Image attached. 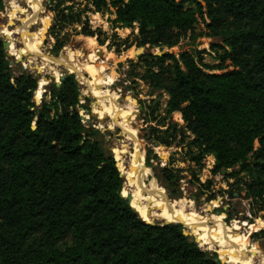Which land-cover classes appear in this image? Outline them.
Wrapping results in <instances>:
<instances>
[{"label": "trees", "instance_id": "16d2710c", "mask_svg": "<svg viewBox=\"0 0 264 264\" xmlns=\"http://www.w3.org/2000/svg\"><path fill=\"white\" fill-rule=\"evenodd\" d=\"M47 9L54 53L67 45L69 29L106 44L90 13L137 27L135 42L147 50L141 78L152 93L169 95V113L182 115L191 138L187 161L202 167L214 156L215 173L233 170L230 193L245 191L254 217L264 212V0H49ZM188 35L218 39L211 48L220 63L206 64L205 50L153 52ZM132 46L129 38L109 44L118 52ZM38 87L35 75H14L0 38V264H227L182 224L146 222L122 197V165L100 131L84 125L74 75L52 83L39 106ZM151 140L171 147L177 139Z\"/></svg>", "mask_w": 264, "mask_h": 264}, {"label": "rangeland", "instance_id": "374dc122", "mask_svg": "<svg viewBox=\"0 0 264 264\" xmlns=\"http://www.w3.org/2000/svg\"><path fill=\"white\" fill-rule=\"evenodd\" d=\"M48 3L49 0H3L0 10V38L3 42L8 40L6 53L14 75L27 72L39 80L35 103L39 106L44 99L49 100L45 93L52 83L60 85L63 77L74 75L82 93V106L79 107V112L83 123L87 128L91 127L90 122L97 128L102 127L98 130L101 134L100 140L108 153L115 157L120 151L119 156L117 155L121 157L118 160L119 169L121 170L122 165L124 171H129L128 175L123 172L125 180L123 189L126 186V193H123V189L122 193L133 203L142 219L153 224L165 222L182 224L184 230L192 233V239L196 236L199 238V240L196 238L198 242L195 241L203 251L217 253L227 264H231L235 254L231 244L226 243L227 237L221 235L220 229L214 233L199 230V224L185 217L186 211L197 213L198 218L204 221L208 229L222 223L229 229L237 227L243 236L241 241L244 242L245 237H249L248 260L254 261L258 258L256 264H264V235L260 232L264 229V212L254 217L250 212L252 205L251 201L246 199V192L236 191L237 196L230 193V183L235 180L228 178V174H223V170L214 172L217 164L214 156L206 158L202 167L191 165L187 161L186 154L191 138L182 115L176 112L169 113V95L164 91L152 93L149 84L141 78L145 69L139 57L147 53V50L140 53L141 48H138L135 42L137 27L132 29L126 25L115 24L114 16L109 13L105 15L90 13L93 30L99 32L101 40L108 39L106 44L102 46L97 37L75 35V30L69 29L67 45L59 53H54L56 38L50 34L54 14L48 11ZM14 6H17L16 9ZM203 30L200 27L196 33ZM88 38L94 39L95 43ZM128 38L129 44H133L129 50L123 51L124 47H121L118 52L114 47L109 48L111 41L121 43ZM34 39L36 48L32 47ZM217 43L219 41L215 38L203 36L193 39L188 35L172 49H165L163 52L154 49L153 52L160 55L168 52L179 57L182 51L205 50V63L216 66L220 61L218 53L211 46ZM15 50L21 52L16 58L13 56ZM33 50L45 57L35 56L31 52ZM67 51L70 53L66 57H60ZM46 57L50 58V62L73 59L90 69L100 68L99 70L105 74L104 86L98 90L97 82L88 71H81L69 65L48 63L43 65L42 61L44 62ZM18 60L22 61L16 62ZM100 92L103 93V97L108 96L103 98L104 102L100 101ZM120 114L126 118L128 124L122 120L120 122L115 120ZM129 124L134 127L138 137L137 143L131 144L132 146L129 143L132 141L128 142L129 131L126 129H129ZM156 135L168 140L172 138L177 140L171 147L159 143L156 146L157 142L151 140ZM132 147L134 149L131 151ZM141 152L144 155L143 165L136 162L134 168H128L126 161H133V158L136 160ZM166 167L175 173L176 177L173 180L168 179L162 172ZM227 171L232 173L233 170ZM159 202L163 204L164 209L159 207ZM175 216L184 220L180 221Z\"/></svg>", "mask_w": 264, "mask_h": 264}, {"label": "bare ground", "instance_id": "6f19581e", "mask_svg": "<svg viewBox=\"0 0 264 264\" xmlns=\"http://www.w3.org/2000/svg\"><path fill=\"white\" fill-rule=\"evenodd\" d=\"M16 7L17 6H15L14 7V9H16ZM27 18H28V15H27ZM14 23V21L13 22H11L10 24L12 25ZM28 37V36H27ZM27 37H26V40H27ZM9 39H11V37H9ZM90 41H92V42H94L95 43V40L94 39H91V38H88ZM30 43V42H29ZM6 44H7V51H8V40L6 41ZM36 43H34L33 45H34V47L36 48V45H35ZM35 50V49H34ZM34 50L33 51H31V52H33L34 54H35V56H37V57H41V58H43V57H45V56H42V55H38L37 53H35L34 52ZM19 53H21L20 51H18V50H15V51H13V56L16 58L18 55H19ZM38 53H40V52H38ZM50 60V58H48V57H46L45 59H44V62L42 61V63H44L43 65H45L46 63H48V64H58V65H69V66H73V67H75V68H77L78 70H85V71H88L90 74H91V76H93L94 77V79H95V81L97 82V84H98V86H99V89L98 90H101L102 89V87L104 86V83H105V74H103L99 69H97V67L96 68H92V69H90L88 66H86L85 64H83V63H81V62H79V61H76V60H69V61H66V60H59V61H57V62H55V61H52V62H50L49 61ZM47 64V65H48ZM25 68H27V66H25ZM110 93V92H109ZM100 101L102 100L103 102H104V99L106 98V97H108V96H102V92H100ZM112 94V93H111ZM110 94V95H111ZM110 97V96H109ZM104 98V99H103ZM116 116V115H115ZM115 120L117 121V120H119V122L122 120V122H125V123H127L128 124V121L126 120V118L125 117H123L121 114L119 115V116H117L116 118H115ZM128 126V125H127ZM126 126V127H127ZM129 129L128 128H126L128 131H129V139H128V142L129 141H132V142H129L130 143V146H132L131 144H136L137 143V140H138V137H137V132H136V130H134V127L131 125L130 126V124H129ZM131 127V128H130ZM99 128H101L102 129V127L100 126ZM134 149V147H132L130 150L132 151ZM123 153V152H122ZM137 153H139V152H137ZM126 154V153H125ZM115 158H116V160L118 161V160H120L121 159V157H118L117 156V154L115 155ZM143 159H144V155H143V152H141V155H140V157H137L136 158V160H134V158H133V161L132 160H127L126 161V165L128 166V168H134L135 166H136V162L139 164V165H143ZM123 170V169H122ZM123 172L126 174V175H128L129 174V171H124L123 170ZM146 180H148V179H146ZM122 195H123V193H122ZM124 196V195H123ZM157 198V197H156ZM131 202V201H130ZM163 204L161 203V202H159V207H161L162 209H164L163 208V206H162ZM204 207V206H203ZM185 208V207H184ZM204 211H206V210H204ZM138 213V212H137ZM176 217V216H175ZM185 217H187V218H189V219H191V221H193L194 223H197V224H199L200 225V227H199V230H202V229H204V231H208V232H216V230H218V229H220V233H221V235H225L226 237H227V239H228V241L226 242V243H230L231 244V246L233 247V249H234V251H235V254L233 255V259H232V261H231V264H252L249 260H248V247H249V237H245V240H244V242L243 241H241V237H243L242 235H240V232H239V230H238V228L236 227L235 229H229V228H227L225 225H223V223L222 224H219L217 227H214V228H210V229H208L207 227H206V225H205V223H204V221L201 219V218H198V215H197V213H195V212H193V211H190V210H187L186 211V216ZM173 218V217H172ZM177 219H179L180 221H183L184 220V218H180V217H176ZM175 218V219H176ZM171 220H173V219H170V221ZM173 222V221H172ZM262 223V222H261ZM259 226H261V225H259ZM198 229V228H197ZM258 229H260V227L258 228ZM257 231V230H256ZM196 238L199 240V238L196 236ZM196 239V240H197ZM228 245V244H227ZM229 246V245H228ZM229 248V247H228ZM233 252V251H232ZM220 258L221 259H223V257L222 256H220Z\"/></svg>", "mask_w": 264, "mask_h": 264}, {"label": "water", "instance_id": "95a60500", "mask_svg": "<svg viewBox=\"0 0 264 264\" xmlns=\"http://www.w3.org/2000/svg\"><path fill=\"white\" fill-rule=\"evenodd\" d=\"M3 46H4V49H5V51H7V44H6V42H3ZM144 50H146L145 48H141V50H140V53L142 52V51H144ZM98 53L100 54L101 52L100 51H98ZM139 53V54H140ZM160 53H158L157 55H159ZM22 60H18V61H16V62H21ZM67 78V77H66ZM65 77H63L62 78V80H64V79H66ZM52 82V81H51ZM58 85V84H57ZM58 86H60V85H58ZM92 116H93V114H92ZM82 117V116H81ZM90 125H91V127H90V129H92V130H94V131H98L99 130V128H97V127H95L94 125H93V123L92 122H90ZM32 129L33 130H35V129H37V125H36V123H34L33 124V126H32ZM110 129V128H109ZM155 145L156 146H158V143H155ZM117 161V160H116ZM117 165H118V161H117ZM230 172L231 171H227V170H223L222 171V173L223 174H230ZM121 177H123L124 178V176H123V174H122V172H121ZM122 195V194H121ZM233 195H235V196H237V194L236 193H234ZM122 197L125 199V200H127V202H128V204L130 205V203H129V198H127V197H124L123 195H122ZM142 218V217H141ZM144 220V219H143ZM145 221V220H144ZM146 222H148V221H146ZM151 223V222H150ZM153 224V223H152ZM168 224H171V222L170 223H166L165 222V225H168ZM184 234L185 235H187V236H192V233L190 232V231H186V230H184ZM194 240H196V238H194ZM197 241V240H196ZM198 242V241H197ZM196 242V243H197Z\"/></svg>", "mask_w": 264, "mask_h": 264}, {"label": "crops", "instance_id": "0c3cea01", "mask_svg": "<svg viewBox=\"0 0 264 264\" xmlns=\"http://www.w3.org/2000/svg\"><path fill=\"white\" fill-rule=\"evenodd\" d=\"M15 7V6H14ZM18 18H15V20H17ZM25 42V41H24ZM34 43H36V40L34 39V41L32 42V47H34ZM25 44V43H24ZM36 45V44H35ZM35 48V47H34Z\"/></svg>", "mask_w": 264, "mask_h": 264}]
</instances>
